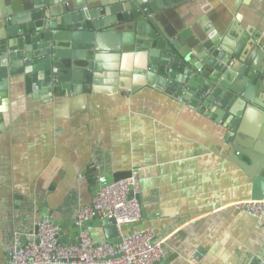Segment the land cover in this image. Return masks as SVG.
Wrapping results in <instances>:
<instances>
[{
  "label": "crops",
  "instance_id": "0c3cea01",
  "mask_svg": "<svg viewBox=\"0 0 264 264\" xmlns=\"http://www.w3.org/2000/svg\"><path fill=\"white\" fill-rule=\"evenodd\" d=\"M35 1L0 0V46L8 48V42L23 39L14 35L10 19L14 10L22 11L16 16L27 14L25 9ZM147 1L156 9L132 20L148 17L147 33L138 37L148 40L153 35L157 42L169 43L171 58L178 55L181 61L197 58L205 50L203 42L214 41L212 36L217 37L216 51L221 46L234 49L245 39L239 63L245 74L239 77L245 90L262 94L258 83L264 80V44L255 36L259 30L264 43V0ZM55 2L46 6V11L54 12L40 19L39 31L51 34L50 43L60 34L61 47L72 49L70 36L59 25L58 9L64 2ZM130 3L90 0L87 7L103 19L114 16L110 7L126 10ZM154 15L167 20L175 33H164ZM121 27L118 32L109 29L116 36L112 38L120 41L128 25ZM138 53H123L124 81L118 86L93 83L90 91L76 93L62 85L52 93L43 88L28 92L24 74L3 79L0 264L8 261L15 240L30 239L37 218L59 221L64 240L76 241L79 209L92 202L101 177L117 172L138 178L142 207L141 219L122 225V230L129 234L153 229L165 251L156 264H260L264 259V215L254 217L234 204L253 199L254 180L264 181V101L256 95L258 102H248L243 127L233 130L235 118L224 106L212 104L210 111L203 102L193 106L190 99H182L184 93L193 97L182 72H176L175 80L164 79L157 71L138 74L142 63ZM168 82L181 87L183 94L176 96V87L170 90ZM102 219L87 225L97 242L109 241L112 224Z\"/></svg>",
  "mask_w": 264,
  "mask_h": 264
},
{
  "label": "water",
  "instance_id": "95a60500",
  "mask_svg": "<svg viewBox=\"0 0 264 264\" xmlns=\"http://www.w3.org/2000/svg\"><path fill=\"white\" fill-rule=\"evenodd\" d=\"M5 1L9 4V0ZM62 1L64 5L58 9L62 16V22L59 25L62 33H68L70 36L68 39H71V43L68 45L72 49L68 48L67 51L61 47L63 44L58 43L57 37L60 34L54 35V42L50 43L51 34L48 31H39L42 26L40 19L45 16L46 12L48 15L54 12V9L46 11V6H50L51 3L55 4V0H36L28 9H25L28 13L23 15L16 16V13L22 11L14 10L15 15L10 19V22L15 26L14 35H22L23 39H18L16 44L8 42L7 46L9 45L10 49L3 46L4 44L0 46L1 85L5 87L3 79L9 74H24L28 92L43 88L52 93L60 91L62 85L65 90L72 89L76 93L90 91L93 83L95 85L118 86L119 82L124 81L122 79L124 71L121 69L123 53L136 51L139 52L138 56L142 60L138 66V69L141 70H138V74H143L144 70L157 71L162 78L165 79L168 76L171 80H175L176 72H182L188 92L193 95L191 98L187 93H184L182 99H190L193 106L198 102H203L204 106L211 107L210 111H212V104L224 106L235 118L231 122L233 130L237 131L243 127L248 102H258V99L264 101V80L258 83L262 94L254 95L252 90L244 89L243 80L239 77V74H245L243 66H239V63L243 61L241 54L242 43L245 42V39H241L242 43L234 49L221 46L220 50L216 51L213 42L217 41V37L212 36L214 41L211 40L212 43L203 42L205 50L198 54L197 58L187 56L181 61L178 55L171 58L172 47L169 43L157 42L153 35L148 36V40L138 37L147 33L144 28L148 17L145 16V20L136 22L132 20L149 13L153 14L156 9L153 3L147 4V0H132L133 3H130L126 10H121L119 5L112 6L109 10H113L114 16L112 14L109 15L111 17L100 19L97 16V11L87 7L90 0L88 2L85 0ZM123 1L128 2V0ZM177 1L165 0V4ZM154 18L159 28L168 36L175 33L174 28L167 20L156 18V15ZM119 22L122 24L113 25ZM126 25H128V29L123 30L124 33L120 41L117 40L118 37L112 38L116 37L113 35V31L118 32L119 28H123L121 26ZM110 28H113V31L109 30ZM259 33L261 32L258 30L255 39L263 45L264 43L258 37ZM109 40H116V42L110 44ZM23 41L27 43H23ZM81 70H84L82 77L80 76ZM148 79L152 81L153 76L149 74ZM167 85L172 91L174 87L177 88H175L176 96L179 97V94H183L182 88L174 86V83L168 82ZM100 89L102 88L100 87ZM233 94L242 98H235ZM256 95H258V99H255ZM129 176L131 174L128 172H117L108 177H101L97 188L99 190L112 181ZM254 182L256 186L253 199L261 200L264 198V181L257 177ZM132 196L131 194L130 198ZM90 221H85L79 226V231L87 229ZM102 221L105 224H112V226L109 225V242L121 240L119 234L116 233L118 231L115 220L104 218ZM57 222L60 224L59 221ZM78 241L79 239L74 242Z\"/></svg>",
  "mask_w": 264,
  "mask_h": 264
},
{
  "label": "built area",
  "instance_id": "2783aa9c",
  "mask_svg": "<svg viewBox=\"0 0 264 264\" xmlns=\"http://www.w3.org/2000/svg\"><path fill=\"white\" fill-rule=\"evenodd\" d=\"M139 180L134 175L102 186L92 202L81 207L77 224L96 218H113L121 240L95 241L88 229L78 242H67L59 224L51 218H37L29 240H15L9 247L6 264H154L165 258L164 241L151 228L124 234L122 225L142 217L138 198ZM133 195L130 198V195ZM235 207L254 217L264 215V198L236 201ZM260 264H264V259Z\"/></svg>",
  "mask_w": 264,
  "mask_h": 264
}]
</instances>
